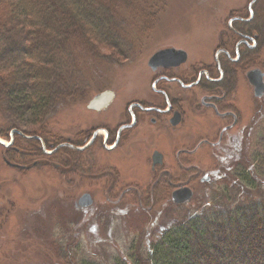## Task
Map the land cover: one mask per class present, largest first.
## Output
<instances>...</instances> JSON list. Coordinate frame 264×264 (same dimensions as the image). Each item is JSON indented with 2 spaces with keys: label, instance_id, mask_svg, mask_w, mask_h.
Segmentation results:
<instances>
[{
  "label": "rangeland",
  "instance_id": "374dc122",
  "mask_svg": "<svg viewBox=\"0 0 264 264\" xmlns=\"http://www.w3.org/2000/svg\"><path fill=\"white\" fill-rule=\"evenodd\" d=\"M112 8L116 18L108 25L109 29L112 24L115 27L109 39L105 34L100 39L75 38L73 41H78V45H73L74 49L65 51L67 54L56 53V57L64 60V66L54 70L58 77L51 78V96L40 102L42 108L37 115L34 110L16 112L1 102L9 96L5 92L7 86L16 90L18 85L26 84L28 88L31 79H27V69L19 70L20 64L12 61L0 64V137L7 142L0 143V264H82V261L140 264V257L146 258L170 228L198 212L207 211L210 205L214 209L216 193L224 195L221 201L232 199L235 206L264 198V114H256L258 104L246 92L243 82L240 92L244 113L247 117L253 115L252 155L249 154L246 167L253 164L254 169L248 170L252 176L249 180L237 181L246 173L244 169L239 170L241 166L228 171L238 178L234 179L236 182L220 180L215 175L211 183H202V177L213 172L215 165L210 151H201L190 158L191 164L199 168L189 172L193 197L188 204L168 202L169 190L159 187L154 199L144 201L146 208L141 206L135 198L137 188L149 195L153 173L149 168L140 169L137 156L122 159L120 165L122 152H108L99 142L82 153V159L73 156L67 147L53 155L44 152L35 136L52 151L59 145L69 144V139L72 143L85 144L94 130L109 123L116 128L128 118L130 104L149 97L152 92L153 74L148 63L161 49L174 47L186 51L187 72L193 66L215 69V54L221 42L238 38L228 28V24L234 25L231 18H255L250 24L238 21L235 25L241 24L263 35L261 50L248 56L256 59L257 64L248 63L245 70L259 64L264 66V0H125V4L116 0ZM8 26L0 25V53L8 39L17 49L15 52L24 44L29 45L27 34L20 36V32L16 34L13 30L9 33L12 27ZM109 44L115 48H109ZM48 57H32L31 62L47 63ZM48 65L43 67L48 69ZM105 91L115 94L111 107L103 112L90 109L93 98ZM14 130L32 139L18 133L11 138ZM9 143H12L10 148L6 146ZM146 147L145 159L150 153ZM115 166L117 169L122 166L129 177L140 170L144 179L124 180L127 176L122 174L121 182L112 185L106 173ZM108 189L114 199L124 193L123 203L127 200L133 204L129 213L113 211L106 196ZM85 192L92 193L98 205L92 215L75 206Z\"/></svg>",
  "mask_w": 264,
  "mask_h": 264
},
{
  "label": "flooded vegetation",
  "instance_id": "af4514ba",
  "mask_svg": "<svg viewBox=\"0 0 264 264\" xmlns=\"http://www.w3.org/2000/svg\"><path fill=\"white\" fill-rule=\"evenodd\" d=\"M254 20V17L231 18L234 25L231 27L228 24V28L234 31L238 38L227 43L221 42L215 54V69L206 67L198 69L193 66L191 72H187L189 68L185 65L189 59L179 65L150 67L153 74L152 92L149 97L130 104L127 109L128 118H124L116 128L109 123L94 130L85 144L72 143L69 139V144L59 145L49 154H56L67 147L73 152V156L82 159V153L90 151L99 142L102 149L108 152H122L120 165L122 159L130 160L137 156L140 169L149 168L154 176L149 195L140 192L137 188L135 198L142 203L141 206H145L144 201L154 199L159 187L169 190L168 202L174 204V192L183 187H190L189 172L199 168L197 164H191L190 158L204 150L210 151L215 167L213 172L207 173L210 177L208 181H202V177V183H211L215 175L217 179L236 182L238 178L235 179L228 171L241 166L239 170L244 169L246 173L237 181H243L244 178L249 180L252 175L248 170L254 169L253 164L246 168L248 156L252 155L250 141L253 136V115L247 117L248 115L244 113L240 85L243 82L246 92L258 104L256 114L263 115L264 90L255 91L249 73L259 70L264 74V66L259 64V67L248 70L244 68L249 65L248 63L257 64L256 59L248 56L252 52L261 50L260 41L263 35L241 24L239 27L235 24L238 21L242 24H250ZM255 75L259 76L255 73L252 78ZM110 107L98 111H107ZM191 136H193L192 140ZM146 146L150 149V153L145 159L143 150ZM179 170L183 172L182 175H179ZM122 174L127 178H123ZM184 174L185 179H183ZM106 175L112 185L121 182L122 178L136 182L144 179L140 170L134 177H129L122 166L120 169H117V166L113 167ZM110 192L111 190L108 189L106 196L108 202L112 203L113 211L129 213L133 204L127 203V200L123 203L124 193L114 199ZM85 194H88L92 201L87 207L81 205V199ZM75 206L91 215L98 210L95 197L90 192L83 193ZM149 208L153 209V206Z\"/></svg>",
  "mask_w": 264,
  "mask_h": 264
},
{
  "label": "trees",
  "instance_id": "16d2710c",
  "mask_svg": "<svg viewBox=\"0 0 264 264\" xmlns=\"http://www.w3.org/2000/svg\"><path fill=\"white\" fill-rule=\"evenodd\" d=\"M115 1L0 0V25L6 28L11 25L9 33L13 30L16 34L20 32V36H29V45L17 46L21 49L19 52H15L17 49L8 39L0 53V64L11 61L20 64L19 70L27 69V79H31L28 88L26 84L18 85L16 90L7 86L5 92L9 96L1 102L16 112L34 110L37 115L42 108L40 102L51 96V78L58 77L54 70L64 66V60L56 57V53L74 49L78 45V41H73L75 38L80 41L85 40V36L100 39L99 36L105 34L109 39L115 28L113 24L112 29L108 28L116 18L112 8ZM118 1L125 4V0ZM9 9L11 11L7 12ZM45 55H49V65L43 61L38 65L31 62L32 57L41 59ZM13 97L17 98L12 100ZM215 196L214 209L210 205L207 211L198 212L170 228L146 258L140 257V264H144V259L147 264H264V198L235 206L232 199L221 201L224 195L216 193ZM82 264L87 263L82 261Z\"/></svg>",
  "mask_w": 264,
  "mask_h": 264
},
{
  "label": "water",
  "instance_id": "95a60500",
  "mask_svg": "<svg viewBox=\"0 0 264 264\" xmlns=\"http://www.w3.org/2000/svg\"><path fill=\"white\" fill-rule=\"evenodd\" d=\"M187 60V53L182 51V50H176V49H167V50H163L158 52L156 55H154L150 61L149 64L150 66H160V65H164V66H172V65H179L183 62H185ZM255 73H258L259 76H256L252 78V75H254ZM263 76L264 74L259 71V70H253L249 73V77L251 79L252 84L255 87V91H263L264 90V81H263ZM115 99V94L112 91H105L97 96H95L93 98V100L89 103V108L90 109H94V110H101L104 108H107L111 105V103L114 101ZM15 133H18L20 135H22L23 137H27V138H31L29 136H26L24 133H22L21 131L18 130H14L11 132V138H13V136L15 135ZM40 139L39 137H36ZM0 143L4 144L1 141L0 138ZM12 143H9L6 146L11 145ZM43 145V149L44 152H47V148L46 145L44 144V142L42 143ZM56 150V149H55ZM55 150H53L52 152H54ZM51 153V152H50ZM12 166H15L12 164ZM89 195L85 194L83 196V198L81 199V205L84 207L90 206L91 202L89 199ZM174 201L177 204H183L188 202L189 200H191V198L193 197V192L190 188L185 187V188H181L177 191L174 192Z\"/></svg>",
  "mask_w": 264,
  "mask_h": 264
},
{
  "label": "bare ground",
  "instance_id": "6f19581e",
  "mask_svg": "<svg viewBox=\"0 0 264 264\" xmlns=\"http://www.w3.org/2000/svg\"><path fill=\"white\" fill-rule=\"evenodd\" d=\"M1 141L3 142V143H7L5 140H3L2 138H1Z\"/></svg>",
  "mask_w": 264,
  "mask_h": 264
}]
</instances>
